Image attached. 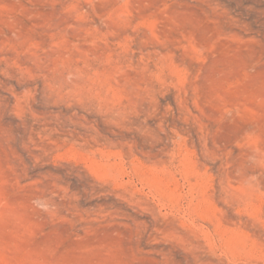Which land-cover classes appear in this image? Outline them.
<instances>
[{
	"label": "rangeland",
	"instance_id": "1",
	"mask_svg": "<svg viewBox=\"0 0 264 264\" xmlns=\"http://www.w3.org/2000/svg\"><path fill=\"white\" fill-rule=\"evenodd\" d=\"M0 264H264V0H0Z\"/></svg>",
	"mask_w": 264,
	"mask_h": 264
}]
</instances>
